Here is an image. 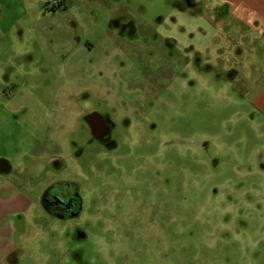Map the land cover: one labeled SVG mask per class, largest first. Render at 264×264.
<instances>
[{
  "label": "rangeland",
  "instance_id": "obj_1",
  "mask_svg": "<svg viewBox=\"0 0 264 264\" xmlns=\"http://www.w3.org/2000/svg\"><path fill=\"white\" fill-rule=\"evenodd\" d=\"M221 7L0 0L3 94L38 167L26 187L36 200L51 180H71L80 196L61 216L36 201L19 264H264V53L239 29L247 5ZM119 77L159 85L161 132L115 137L108 151L82 121L72 156L57 114L70 125L80 98L119 97Z\"/></svg>",
  "mask_w": 264,
  "mask_h": 264
},
{
  "label": "crops",
  "instance_id": "obj_2",
  "mask_svg": "<svg viewBox=\"0 0 264 264\" xmlns=\"http://www.w3.org/2000/svg\"><path fill=\"white\" fill-rule=\"evenodd\" d=\"M221 4V8L225 10L227 5H230L240 8V11L247 5L248 12L237 19L239 29L242 31L246 24L251 30L246 37L247 40L249 39L250 53H264V0H221ZM226 14L229 16V12L224 13ZM241 52L242 50L239 49L236 53ZM77 70L78 67L75 68V73ZM2 80L0 73V264H19L28 250L26 247L28 228L33 209L37 205L36 201L41 210L46 213L42 205V194L45 190L40 191L35 200L33 197L35 193H31L33 196L30 194L33 191L32 188L26 187L27 176H34L33 173L38 170V167L30 162L34 156V140L31 139L25 144L24 137L26 138L29 133L21 124L19 127L15 126L17 122L15 112L11 109L12 99L4 96L3 86L6 84ZM262 90L256 96L255 107L264 115V90ZM60 119L56 118L55 122H63ZM3 121L9 123L6 133L3 130ZM49 159L48 162L51 164L53 158ZM56 166L60 168L59 165ZM52 181L48 183L53 184L63 180Z\"/></svg>",
  "mask_w": 264,
  "mask_h": 264
},
{
  "label": "flooded vegetation",
  "instance_id": "obj_3",
  "mask_svg": "<svg viewBox=\"0 0 264 264\" xmlns=\"http://www.w3.org/2000/svg\"><path fill=\"white\" fill-rule=\"evenodd\" d=\"M188 1V0H186ZM107 55L108 53H103ZM172 53H169V55ZM90 68L92 62H88ZM123 80V86L119 90L120 96L112 98H100V100L93 105L91 103L92 99H86L85 101L80 98L79 101L74 103L73 109L71 105L68 107V114L73 118L71 119V124H65V116L61 117L60 120L63 122L55 125L64 129L68 135H74V140L71 142L73 148L72 156L77 157L80 151L76 154L74 150V144L76 138H81V122L83 121L87 125V132L92 136L93 139L97 141L102 140L108 151H110L111 146L109 144L113 143V138L115 137H127V138H139L145 136H154L161 132V129H157L162 122L156 115L161 109L160 99L157 98L158 91L160 93L159 85L157 83L142 84L139 82H132L131 80H124L121 77L118 80ZM119 83V82H118ZM117 83V84H118ZM148 91V92H146ZM122 92V93H121ZM152 92V95L149 93ZM147 94V96H146ZM114 95V94H113ZM72 101L69 100V104ZM85 109H83V107ZM102 107V111L98 110V107ZM88 108V109H87ZM60 113L57 114L56 118H60ZM63 118V119H62ZM69 119V118H68ZM80 130V131H79ZM101 142V141H100ZM73 146V147H72ZM136 145H132V150ZM137 153V152H133ZM131 152H127L129 156ZM140 155V153H137ZM129 159V158H128ZM55 162L54 161H51ZM127 164H130L127 163ZM59 165V163L57 164ZM54 188L49 193L45 191L51 187ZM78 185L71 180L57 181L51 184L42 194V205L46 211L52 213L53 215H64L67 213H73L74 210L79 208L80 196L77 192Z\"/></svg>",
  "mask_w": 264,
  "mask_h": 264
},
{
  "label": "trees",
  "instance_id": "obj_4",
  "mask_svg": "<svg viewBox=\"0 0 264 264\" xmlns=\"http://www.w3.org/2000/svg\"><path fill=\"white\" fill-rule=\"evenodd\" d=\"M54 188V186H51V187H49L46 191H45V193H49V192H51V190Z\"/></svg>",
  "mask_w": 264,
  "mask_h": 264
}]
</instances>
